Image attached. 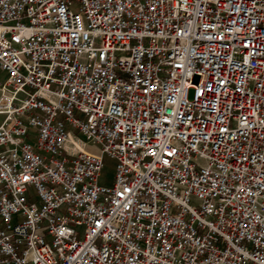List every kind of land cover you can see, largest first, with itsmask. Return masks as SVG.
Wrapping results in <instances>:
<instances>
[{
    "label": "built area",
    "instance_id": "2783aa9c",
    "mask_svg": "<svg viewBox=\"0 0 264 264\" xmlns=\"http://www.w3.org/2000/svg\"><path fill=\"white\" fill-rule=\"evenodd\" d=\"M0 70V264H264V0H0Z\"/></svg>",
    "mask_w": 264,
    "mask_h": 264
},
{
    "label": "rangeland",
    "instance_id": "374dc122",
    "mask_svg": "<svg viewBox=\"0 0 264 264\" xmlns=\"http://www.w3.org/2000/svg\"><path fill=\"white\" fill-rule=\"evenodd\" d=\"M4 77H5V73H3V71L0 70V78L4 79ZM113 174H114V162L112 159L106 157L104 159V164L101 171V177L99 179V183L104 185H110L113 181ZM30 190L32 192L34 191L32 187Z\"/></svg>",
    "mask_w": 264,
    "mask_h": 264
}]
</instances>
